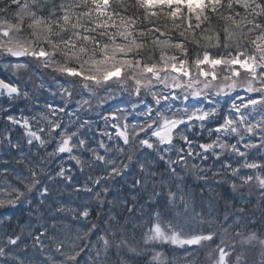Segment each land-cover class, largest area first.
<instances>
[{"label":"clouds","instance_id":"obj_1","mask_svg":"<svg viewBox=\"0 0 264 264\" xmlns=\"http://www.w3.org/2000/svg\"><path fill=\"white\" fill-rule=\"evenodd\" d=\"M0 264H264V0H0Z\"/></svg>","mask_w":264,"mask_h":264}]
</instances>
